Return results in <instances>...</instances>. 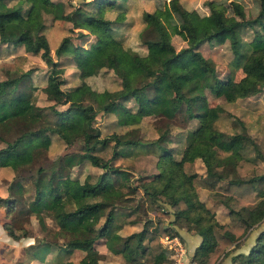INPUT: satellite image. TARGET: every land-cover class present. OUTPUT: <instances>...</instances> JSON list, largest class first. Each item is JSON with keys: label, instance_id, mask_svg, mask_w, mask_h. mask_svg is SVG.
I'll list each match as a JSON object with an SVG mask.
<instances>
[{"label": "trees", "instance_id": "1", "mask_svg": "<svg viewBox=\"0 0 264 264\" xmlns=\"http://www.w3.org/2000/svg\"><path fill=\"white\" fill-rule=\"evenodd\" d=\"M44 1L54 7L58 5L53 0ZM81 3L82 6L71 10L77 17L74 26L79 37L93 34L96 42L87 50L73 48L65 55L69 37H64L55 55L66 57L58 60L52 57L41 33L43 25L37 27L34 35L22 28L16 37L8 36L6 23L27 17L30 5L11 8L0 0V44L24 45L27 51L40 54L48 67L42 92L52 101L48 106L35 103L32 89L36 86L31 83V70L0 80V96L11 94L17 100H26L21 113L26 129L0 148V167L17 174L7 185V195L0 197L3 237L14 243L20 238H31L27 224L31 214H35L39 219H51L57 235L66 238L62 244L66 252H84L77 262L67 260L58 264H100L96 249L99 242L111 253L119 254L125 264H172L171 251L160 239L169 233L181 238L186 247L185 234L197 236L199 242L194 249L191 252L186 249L196 264H222L227 256L232 264H237L239 257L244 259L238 264H264V168L256 157L255 141L248 133L222 130L216 132L211 142L197 140L206 125L209 100L205 82L183 63L186 57L195 59L216 84L227 88L234 100L263 93L264 0H259L256 16L222 24L202 37H196L184 13L179 11L190 37L189 44L182 48L164 35L153 0L151 9L142 10L144 26L140 34L152 30L155 37L143 39L141 51L125 46L117 35L120 27L136 21L130 9L132 0ZM107 11L116 15L109 17ZM242 29L251 31L250 41L241 36ZM227 41L232 49L231 69L222 78L214 62L200 50L205 42ZM66 64L75 67L78 81L64 88ZM102 69L116 73L119 88L99 90L91 86L87 79ZM238 71L241 77L235 79ZM97 115L113 116L117 125L124 127L122 133L102 136L95 125ZM178 115H185L197 124L191 130L193 135L185 139L179 158L173 151L175 148L164 145L172 139L170 135H175L172 120ZM145 116H155L165 125L158 127L160 135L150 142L138 136ZM51 135H57L67 149L50 168L40 164L32 173L38 164L36 159L47 154ZM181 135L179 131L178 141ZM76 142L80 146L71 150ZM110 144V158L97 154ZM138 146L154 147L160 154L157 171L133 184L128 172L116 162L132 156ZM200 160L205 171L198 168ZM85 163L100 171L88 172L82 179L70 175L73 166ZM23 170L28 171L33 188L26 201L29 185L17 179ZM200 189L215 192L235 221L220 222L215 211L199 198ZM129 195H138L133 206L126 205ZM159 210L168 212L171 221L149 217L148 214ZM143 217L140 230L127 235L119 233L123 226L136 225ZM251 233L255 234V243L247 252H239ZM49 247L50 242L42 239L37 245L29 244L27 249L35 258L37 253L42 257Z\"/></svg>", "mask_w": 264, "mask_h": 264}, {"label": "rangeland", "instance_id": "2", "mask_svg": "<svg viewBox=\"0 0 264 264\" xmlns=\"http://www.w3.org/2000/svg\"><path fill=\"white\" fill-rule=\"evenodd\" d=\"M58 5L56 7L44 0H4L7 7H27L30 5L28 16L23 19H17L6 23V33L9 37H16L22 28H27L29 32L34 35L37 32V27L43 25L41 33L44 35L48 42L50 53L54 59L63 60L66 56L56 57L55 49L60 45L64 37H69L67 50L64 54L69 55L73 48L80 50L89 49L95 42L96 36L89 35L81 38L78 36V28H75L77 17L71 13V10L78 6H82V1L88 0H53ZM151 2L153 0H132L133 5L131 10L134 11L136 21L130 23V26L120 27L117 35L124 41L125 46L135 47L141 51L144 46L143 39L153 38L155 34L152 30H147L140 34L143 29V18L141 17L144 8L151 9ZM156 11L159 19L161 20V28L164 35L170 39L177 48H182L189 44L190 37L188 29L183 23V16L179 11H182L186 17L189 28L193 30L196 37L205 36L217 30L222 24H229L233 20L242 18H252L256 16L259 11V0H155ZM2 10V9H1ZM132 11L130 16L132 17ZM107 16L114 17L116 14L112 11H107ZM62 16V17H60ZM73 29V30H72ZM241 36L250 41L252 33L248 29L240 31ZM230 42L224 44H203L201 53L205 58H210L214 62V66L220 77L224 78L230 72V61L232 58ZM62 58V59H61ZM183 63L192 68L194 76L200 78L205 82L206 89L205 95L208 97V116L206 125L197 140L204 141L205 143L211 142L217 131H224L227 133L243 132L248 133L254 139L257 146L256 157L258 158L259 165L264 168V89L263 93L253 95L247 98L235 99L230 95L227 88L222 84H216L212 79L210 73L205 67L200 65L192 57H186ZM47 66L40 57L39 53H31L26 50L24 45L0 44V80L12 79L18 77L23 72L31 70V83L36 86L32 89L34 101L39 106H48L52 103L46 99L45 94L42 92V87L46 84ZM63 77L65 78L64 88L71 86L78 81L74 74L75 67L72 64H66L64 68ZM241 77V72L238 71L236 78ZM120 78L113 70L102 69L96 75L88 78V82L95 89L114 90L120 87ZM132 104V102H130ZM26 105V100H17L16 97L7 94L0 96V148L6 145V141L13 140L20 132L26 129L21 113ZM65 107V106H64ZM58 106V108H64ZM172 132L175 135H170L169 139L164 145L167 147L175 148L173 151L176 153L177 158L181 156V149L184 146L185 139L191 137V130L195 127L196 121L185 117V115H178L173 118ZM116 119L113 116L97 115L95 125L100 129L101 135H110L113 132L122 133L124 127L117 125ZM161 120L155 116H145L140 123L139 138L142 141H148L160 135L158 127L165 128ZM179 131H182L179 141L176 139ZM177 134V135H176ZM176 140V141H175ZM80 146V142H76L70 147L74 150ZM67 149L66 144L57 136L51 135V143L48 147L47 154L42 155L36 159L37 165L33 167V171L42 164L50 168L53 162ZM154 147L138 146L135 153L127 158L119 159L116 164L120 168L125 169L130 176L133 184H138L142 178L148 177L157 171L156 163L158 160L159 150L154 151ZM112 146L99 151V154L104 159L111 157ZM204 163L200 160L198 168L205 171ZM100 169L88 163L82 165H75L70 170L72 177L82 179L88 172H99ZM17 174L9 168L0 167V197L7 195V185ZM29 173L23 170L17 179H22L27 189L25 194V201L29 194L33 193L31 183H29ZM199 198L205 202L208 208L213 204L214 207H209L217 214V207L220 211L219 218L224 217L230 222L235 221L234 217L229 215L228 210L220 202V197L212 191L200 189ZM130 196V195H129ZM138 195L130 196V201L126 205L133 206ZM144 204V208H145ZM3 213L1 209L0 215ZM149 217H154L155 220L164 218L166 222L171 221V216L168 212L159 210L153 211L148 214ZM5 218V217H4ZM136 225L123 226L119 233L127 235L131 232L140 230L143 225V220ZM218 218V217H217ZM4 220V219H3ZM102 221V220H101ZM100 221V222H101ZM229 222V223H230ZM31 230V238H20L19 242H12L13 245H5L0 243V264H58L63 261L71 260L77 262L84 254L81 250H74L71 253L66 252L62 244H65L66 238L57 235V227L50 218L39 219L35 214H31L30 222L27 224ZM181 226H178L179 230ZM176 237L182 243L185 249V243L181 238L174 233L161 236V243L171 251L173 259L174 251L168 243L164 242V237ZM45 239L50 242V247L42 257L37 253L35 258L32 257L27 246L37 245ZM174 246H177L172 242ZM100 264H125L123 258L119 254L111 253L103 242L96 244ZM186 257L185 256H181ZM244 257H239L237 264L242 261ZM174 260L172 261V263Z\"/></svg>", "mask_w": 264, "mask_h": 264}, {"label": "crops", "instance_id": "3", "mask_svg": "<svg viewBox=\"0 0 264 264\" xmlns=\"http://www.w3.org/2000/svg\"><path fill=\"white\" fill-rule=\"evenodd\" d=\"M201 171H202V170H201ZM209 207H214V206H213V204H212V205L209 206ZM216 209H217L216 211H217V214H218L217 217H218V219L220 220V218H219V213H220V211H219L218 207H217ZM227 216H228V214H227ZM227 216H226L225 219H224V217L221 218L220 222H222V223H225V222L229 223L230 221H228ZM255 232H256V230H255ZM254 235H255V234H254ZM254 235H253V233H251V234L248 236V239L243 243L241 249L238 250L239 252H244V253H245V252L248 251V249H250V247L255 243V239H256V237H255ZM185 240H186V243H187V247H188L187 250H188V252H191L192 249H194V247H195V246L198 244V242H199V239L197 238V236H195V235H191V234H185ZM0 243H4V244L7 245V246H9V245H13L11 241L6 240V238L3 237L1 231H0ZM222 264H232V261H231V259H230V256H227V257L223 260Z\"/></svg>", "mask_w": 264, "mask_h": 264}, {"label": "built area", "instance_id": "4", "mask_svg": "<svg viewBox=\"0 0 264 264\" xmlns=\"http://www.w3.org/2000/svg\"><path fill=\"white\" fill-rule=\"evenodd\" d=\"M164 239H165L164 240L165 243H168L171 247L174 248L173 249V251H174V255H173L174 262L172 264H196L195 262H193L191 260V258L187 254L186 249L184 248L182 243L180 241H178V239L176 237L165 236ZM172 242H174L177 246H174ZM185 247H186V245H185ZM182 255L183 256L186 255V257L181 258Z\"/></svg>", "mask_w": 264, "mask_h": 264}]
</instances>
